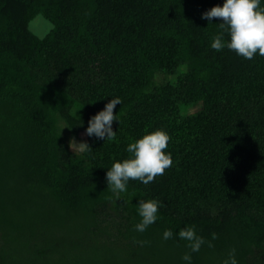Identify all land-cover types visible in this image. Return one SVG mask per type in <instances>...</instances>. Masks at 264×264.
Returning a JSON list of instances; mask_svg holds the SVG:
<instances>
[{
    "label": "trees",
    "instance_id": "obj_1",
    "mask_svg": "<svg viewBox=\"0 0 264 264\" xmlns=\"http://www.w3.org/2000/svg\"><path fill=\"white\" fill-rule=\"evenodd\" d=\"M222 4L0 0V264H188L185 253L191 264H224L232 250L239 264L264 243V56L211 48L222 21L201 16ZM36 13L51 24L41 37L28 29ZM155 72L176 77L156 81ZM116 97L114 140L88 136L91 150L76 156L59 146L56 114L74 109L66 116L72 126ZM194 103L199 108L187 112ZM156 129L171 138L172 166L147 185L130 180L115 192L132 214L126 230L143 257L111 248L68 262L61 244L53 263L44 231L64 223L55 199L86 213L113 193L106 172L131 156L127 145ZM44 190L55 197L46 211L40 202L52 198ZM149 199L160 202L157 219L139 232L138 203ZM188 227L206 241L198 252L178 236Z\"/></svg>",
    "mask_w": 264,
    "mask_h": 264
},
{
    "label": "clouds",
    "instance_id": "obj_2",
    "mask_svg": "<svg viewBox=\"0 0 264 264\" xmlns=\"http://www.w3.org/2000/svg\"><path fill=\"white\" fill-rule=\"evenodd\" d=\"M202 19L212 21L217 19L222 21L219 28L221 34L213 37L211 48L220 51L225 46L234 51L237 55L251 60L257 54L264 56V7H261L260 0H223L222 5H215L202 13ZM223 32H226L229 39L225 43ZM121 103L119 97L109 100L103 110L97 112L88 121L86 134L96 136L102 140H114L116 132L113 131L112 124L116 117V106ZM83 107V106H82ZM170 136L162 129L147 132L134 142L127 145V152L131 156L122 162H114L106 172L107 186L113 192H124L130 180H139L147 185L153 182L156 177L161 176L172 166L170 153H166ZM69 147L73 152H86L91 150L87 142H77L75 138L69 141ZM160 202L155 199L140 200L138 212L141 222L135 227L139 232L155 223ZM212 239L217 238L216 233H212ZM170 229L163 232L164 239L172 238ZM178 236L182 240L188 241V247L192 252H198L205 239L198 236L193 227L180 229ZM212 247L210 241L207 242ZM183 260L191 264V256L185 253ZM224 264H237L235 250L230 251L229 258Z\"/></svg>",
    "mask_w": 264,
    "mask_h": 264
},
{
    "label": "rangeland",
    "instance_id": "obj_3",
    "mask_svg": "<svg viewBox=\"0 0 264 264\" xmlns=\"http://www.w3.org/2000/svg\"><path fill=\"white\" fill-rule=\"evenodd\" d=\"M50 27V22L39 13L34 14L28 21V29L37 37L43 36ZM182 69L183 67L181 66L179 70ZM153 76L156 81L167 79L170 82H174L176 77L175 73L164 74L162 72H155ZM198 108L199 104L194 103L189 105L186 110L187 112H192ZM67 115L75 116L76 113L74 109L71 108L68 110L66 116ZM66 116L63 112L58 115L56 114L55 129L58 134V144L59 146H63L67 153L76 156L81 152H73L69 147V141L75 138L77 142H86V138L88 137L86 134L88 121L94 115H91L83 122L75 123L72 126L68 125ZM98 140L102 139L98 138ZM127 142H129V140H127ZM44 193H47L46 195L52 198L50 202H40V206L42 207L41 210L46 211L48 209L50 210V206L53 205L55 197L50 191L44 190ZM40 200L43 201L44 198L42 197ZM55 201V214H61V216H64V223L60 222L61 224L56 223V225L54 223L51 232L47 231L48 233H46V231H44V234H46L45 241H49V250L47 251L51 252L52 250V255L49 259L51 261L53 260V263L57 246L61 244H65L63 249H65L66 246L70 249L69 255L66 254L69 257L67 258L68 262L71 259L70 256H73L74 254L86 257L90 252H93L99 256V252L106 253L111 248L121 249V251L125 252L127 255L131 253L130 256L132 257L133 255L143 257L141 253L143 245L139 242H133L132 235L126 230L130 224L132 214L129 212V209L126 208L125 203L117 197L115 192L101 197L96 203L90 205V209L86 211V213L85 209L84 211L80 209H76L75 211L66 210L60 206L61 203L59 200L55 199ZM88 203L82 201L81 205L84 204L85 206H89ZM41 210H39L40 213L37 216H47ZM39 236L41 238L42 234ZM3 241V236L0 234V248L3 246ZM36 244L35 252L41 249L38 247L39 245L41 246L40 242H37ZM94 246H96L98 252L91 250ZM64 251L65 250H63V252ZM239 264H264V243L259 247L250 246L242 260L239 261Z\"/></svg>",
    "mask_w": 264,
    "mask_h": 264
}]
</instances>
